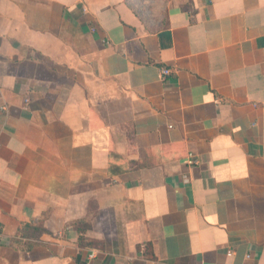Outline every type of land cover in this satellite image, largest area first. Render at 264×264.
I'll list each match as a JSON object with an SVG mask.
<instances>
[{
    "label": "crops",
    "instance_id": "1",
    "mask_svg": "<svg viewBox=\"0 0 264 264\" xmlns=\"http://www.w3.org/2000/svg\"><path fill=\"white\" fill-rule=\"evenodd\" d=\"M138 1L0 0V264H264V0Z\"/></svg>",
    "mask_w": 264,
    "mask_h": 264
},
{
    "label": "built area",
    "instance_id": "2",
    "mask_svg": "<svg viewBox=\"0 0 264 264\" xmlns=\"http://www.w3.org/2000/svg\"><path fill=\"white\" fill-rule=\"evenodd\" d=\"M168 73V70L167 69H165V68H161V74L162 75H165V74H167ZM5 107L1 104V102H0V109H4ZM1 239H2V237H1V235H0V241H1Z\"/></svg>",
    "mask_w": 264,
    "mask_h": 264
},
{
    "label": "rangeland",
    "instance_id": "3",
    "mask_svg": "<svg viewBox=\"0 0 264 264\" xmlns=\"http://www.w3.org/2000/svg\"><path fill=\"white\" fill-rule=\"evenodd\" d=\"M137 1H138V0H137ZM139 1H142V0H139ZM139 1H138V2H139ZM145 1H148V0H145ZM150 1H151V0H150ZM159 1H161V0H159ZM138 2L136 3V4H137V6H139V5H140V4H139L140 2H139V3H138Z\"/></svg>",
    "mask_w": 264,
    "mask_h": 264
}]
</instances>
